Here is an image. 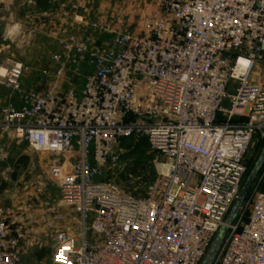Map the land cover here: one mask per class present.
I'll use <instances>...</instances> for the list:
<instances>
[{
  "label": "built area",
  "instance_id": "2783aa9c",
  "mask_svg": "<svg viewBox=\"0 0 264 264\" xmlns=\"http://www.w3.org/2000/svg\"><path fill=\"white\" fill-rule=\"evenodd\" d=\"M150 1L127 29L121 11L87 22L85 3L68 2L73 28L38 85L23 63L0 66V136L49 156L72 219L60 216L51 264H201L223 227L211 264H264V166L227 221L264 140V0ZM130 137L158 156L142 196L101 178ZM20 252L0 206V264Z\"/></svg>",
  "mask_w": 264,
  "mask_h": 264
},
{
  "label": "rangeland",
  "instance_id": "374dc122",
  "mask_svg": "<svg viewBox=\"0 0 264 264\" xmlns=\"http://www.w3.org/2000/svg\"><path fill=\"white\" fill-rule=\"evenodd\" d=\"M70 1H55L56 5L64 3L59 11L55 8L57 6L54 5L53 0L48 4L44 1V4L37 8L29 7L26 13L21 15L24 29L20 34L10 39L6 34L2 37V32L0 33V66L15 61L23 63L25 68L23 81L26 86L38 85L50 56L53 53H61V47L56 39L73 28L70 23L72 20H69L66 14ZM72 1L85 3L88 11L85 10L83 15L87 22L104 14L111 16L116 15V11H121L120 23L125 29L129 26L142 27L143 15L145 16L155 3L150 0ZM31 3L34 1L31 0ZM88 28H90L88 25L81 26V29L91 31ZM57 34L58 37H56ZM0 91L1 97L6 98L9 95L7 88L0 87ZM1 137L4 141L0 140V148L7 154L0 157V206L7 210L12 234L20 239V262L51 264L55 251L56 233L64 227L60 216L65 215L69 221L72 219L68 216L69 211L59 204V188L50 185L47 180L49 156L36 152L25 144H16L6 136ZM141 147L146 149V154H153L150 148L147 149L144 145ZM125 153L123 146L117 151L116 159L101 178L116 182L128 192L125 183L119 179V173L126 165V160L122 159ZM253 153L254 146L249 149L248 157ZM22 155L28 157L25 166L22 163L17 165L16 162ZM157 157L156 154L150 155L148 161L151 160L153 163ZM42 252L44 254L39 256Z\"/></svg>",
  "mask_w": 264,
  "mask_h": 264
},
{
  "label": "trees",
  "instance_id": "16d2710c",
  "mask_svg": "<svg viewBox=\"0 0 264 264\" xmlns=\"http://www.w3.org/2000/svg\"><path fill=\"white\" fill-rule=\"evenodd\" d=\"M48 64L49 61H47L45 67ZM142 145H144L147 149L150 148L148 141L144 137H130L125 138L121 141V148L124 146L126 150V153L122 155V159L124 158L126 160V165L124 169L120 171L119 179L121 182L125 183V188L129 193L137 196L146 194L148 186L156 176L154 163H152L151 160L148 161V157L155 153L146 154V149H143L141 147ZM263 147L264 140L259 139V141H257L256 145L254 146V153L247 158L248 171L246 177L259 159ZM27 161L28 157L22 155L18 157L16 162L17 165L18 163H22V165L25 166L27 164ZM102 179L108 180L106 178ZM260 190L264 191V176L262 181L260 182ZM43 254L44 252L40 253L39 256H42Z\"/></svg>",
  "mask_w": 264,
  "mask_h": 264
},
{
  "label": "crops",
  "instance_id": "0c3cea01",
  "mask_svg": "<svg viewBox=\"0 0 264 264\" xmlns=\"http://www.w3.org/2000/svg\"><path fill=\"white\" fill-rule=\"evenodd\" d=\"M33 1L34 3H31V0H0V33L2 32V37L5 36L6 31L8 29H11L13 26H19L20 29L22 30L24 29L21 15L26 13V10H28L29 7L37 8L42 6L44 4V1H46L47 4L52 2V0H33ZM53 1H54V5H56L55 1L58 0H53ZM29 3L32 5H30ZM56 6L57 7L55 8H57V11H59V9L62 6H64V3ZM4 100L5 97L4 96L1 97L0 95V103H3ZM0 140L4 141L3 137L0 136ZM1 150L2 149L0 148V151ZM2 152H4V150L1 151L0 155L2 154ZM1 156H3V154Z\"/></svg>",
  "mask_w": 264,
  "mask_h": 264
},
{
  "label": "water",
  "instance_id": "95a60500",
  "mask_svg": "<svg viewBox=\"0 0 264 264\" xmlns=\"http://www.w3.org/2000/svg\"><path fill=\"white\" fill-rule=\"evenodd\" d=\"M264 164V148L262 149L259 159L257 160V162L255 163L254 167L251 169V171L248 173L242 188L240 190V193L227 217V221L231 222L234 220V218L236 217V215L238 214L240 208L242 207V205L244 204V201L246 200V197L248 196V193L251 189V186L256 178V176L258 175V173L260 172V169L262 168ZM226 232V228L223 227L220 232L218 233V235L216 236L215 240L213 241L206 257L204 258V261L202 264H211L224 237V234Z\"/></svg>",
  "mask_w": 264,
  "mask_h": 264
}]
</instances>
